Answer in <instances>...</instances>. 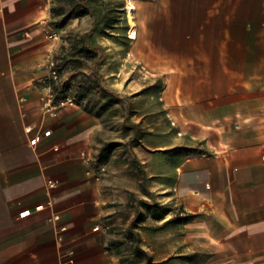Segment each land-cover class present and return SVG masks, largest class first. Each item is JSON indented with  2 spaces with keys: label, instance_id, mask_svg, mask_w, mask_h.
Here are the masks:
<instances>
[{
  "label": "crops",
  "instance_id": "obj_1",
  "mask_svg": "<svg viewBox=\"0 0 264 264\" xmlns=\"http://www.w3.org/2000/svg\"><path fill=\"white\" fill-rule=\"evenodd\" d=\"M0 1V264H120L111 242L131 224L153 264H168L173 241L182 264H264V0H100L127 24L94 33L108 111L96 89L64 105L52 93L66 32L54 0ZM119 141L133 161L116 163L120 146L101 155ZM131 195L171 211L156 219Z\"/></svg>",
  "mask_w": 264,
  "mask_h": 264
},
{
  "label": "trees",
  "instance_id": "obj_2",
  "mask_svg": "<svg viewBox=\"0 0 264 264\" xmlns=\"http://www.w3.org/2000/svg\"><path fill=\"white\" fill-rule=\"evenodd\" d=\"M55 6L53 7V14L55 16V27L60 30H65L64 44L60 54L58 55L59 62L56 63L55 70L57 71L61 81L63 73L68 70H77L69 80H65L55 84V80L51 82L52 93L56 96L57 102L65 101L69 98V95L74 93L77 97H81L90 94L94 89L103 95L112 97L107 105L102 108L104 111H108L109 107H113L116 103L115 93L106 87H104L102 78L100 77V47L98 44L99 36L94 35L96 30L103 25L108 27L109 30H126V19L123 20L122 27L116 26L115 16L121 17V6L117 9L111 8L109 2H100V0H54ZM115 12L118 13L115 15ZM123 12V11H122ZM105 14L107 23H105ZM91 16L94 20L93 30L91 34H78L70 33L66 29L68 24L73 19L82 20L85 16ZM126 18V17H125ZM98 32V31H97ZM99 34V33H98ZM116 39V38H111ZM118 42H124V37L117 38ZM86 66H94V71L91 74L81 70ZM58 81V80H56ZM72 98V97H71ZM74 100V99H73ZM77 100V99H76ZM74 100V101H76ZM115 109L109 112L110 115H116ZM100 111L98 115H100ZM122 145L118 142L107 143L101 152V155L108 157L116 147ZM138 164L139 172L141 175L140 186L141 190L152 196V193L148 190L145 181V171L140 162L135 158ZM131 206L135 207L138 211L142 206L146 210L152 213V216L156 219H163L166 214L171 210L159 203H151L145 199L136 200L134 195H131ZM136 201V202H135ZM135 203H137L136 206ZM196 215L189 214L187 216H173L168 220V223H187L195 219ZM145 216L140 212L137 221H143ZM139 224H131L126 231L122 233V238L114 239L111 242V247L114 250L116 256L119 257L120 264H153L152 257L149 252L142 246L141 235L135 230ZM168 224L158 226L157 229H162ZM190 260L194 259L195 255L188 256Z\"/></svg>",
  "mask_w": 264,
  "mask_h": 264
},
{
  "label": "rangeland",
  "instance_id": "obj_3",
  "mask_svg": "<svg viewBox=\"0 0 264 264\" xmlns=\"http://www.w3.org/2000/svg\"><path fill=\"white\" fill-rule=\"evenodd\" d=\"M128 8H129L128 9V14L130 15L131 14V8H132L131 4H128ZM129 75H131V73ZM132 76H134V77L136 76L137 78H139L141 80L140 82L142 83L143 79L147 78V73L144 70H134V73H133ZM141 91H144V89H142ZM124 106H123V108H124ZM123 108L122 107L120 108V111H119L120 115H122L123 112H124ZM119 119H120V117H119ZM132 130L133 129H130L128 131V133H124V135H123V133H119L118 136L122 135L124 140H128L130 138V136L132 135ZM133 131H135V130H133ZM118 143L124 144L122 141H119ZM117 152L119 154H121L120 155L121 157H117V159L115 160L117 164L119 162H121V160L123 161L126 158H127V160L133 161V158H134L135 154L131 151V149L127 148L126 145L120 146V148H119V150ZM123 165H124V163H123ZM123 168H125V167H123ZM145 244H147V242ZM145 247H147V245ZM163 250H164V243H163V237H162V238H160V244L158 246V251H159V253L163 254ZM171 252H172V257H171L170 261L168 262V264H182L181 260L178 259V256H179L178 255L179 254V243H178V241H176V242L173 241L172 251Z\"/></svg>",
  "mask_w": 264,
  "mask_h": 264
},
{
  "label": "built area",
  "instance_id": "obj_4",
  "mask_svg": "<svg viewBox=\"0 0 264 264\" xmlns=\"http://www.w3.org/2000/svg\"><path fill=\"white\" fill-rule=\"evenodd\" d=\"M128 9H129V8H128V5H127V8H126L127 16H128ZM2 14H3V6H2V3H1V1H0V18H2ZM128 18H129V17H128ZM51 37H52V38H57V35H56V34H53ZM55 66H56V62H55V61H52V62H51V68H52L51 75H52V78H53L54 80H59L60 77H59L57 71L54 69ZM52 96H53V95H52V93H51V97H52ZM66 103H71V104L74 103L73 98L69 97L67 100L62 101L60 104H61V105H64V104H66ZM48 185H49V187L53 188L54 185H55V184H54V181H53V180H49V181H48ZM48 205H49L50 207L53 206V202H52V200L49 201ZM38 208H43V205L39 206ZM53 219H54V220H58V219H59V215H58L57 213H55V214L53 215Z\"/></svg>",
  "mask_w": 264,
  "mask_h": 264
},
{
  "label": "bare ground",
  "instance_id": "obj_5",
  "mask_svg": "<svg viewBox=\"0 0 264 264\" xmlns=\"http://www.w3.org/2000/svg\"><path fill=\"white\" fill-rule=\"evenodd\" d=\"M132 18V16L130 15V19Z\"/></svg>",
  "mask_w": 264,
  "mask_h": 264
}]
</instances>
